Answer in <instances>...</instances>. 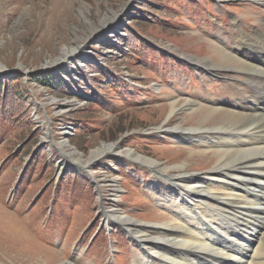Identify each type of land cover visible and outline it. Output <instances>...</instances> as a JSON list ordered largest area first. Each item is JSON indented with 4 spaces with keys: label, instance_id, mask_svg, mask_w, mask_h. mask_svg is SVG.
Returning <instances> with one entry per match:
<instances>
[{
    "label": "rangeland",
    "instance_id": "obj_1",
    "mask_svg": "<svg viewBox=\"0 0 264 264\" xmlns=\"http://www.w3.org/2000/svg\"><path fill=\"white\" fill-rule=\"evenodd\" d=\"M259 31L264 0H0V76L21 75L27 89L24 98L7 102L10 115L0 122V264H149L147 250L156 247L171 264L168 257L234 264L214 245H227L211 230L225 226L219 218L207 219L200 235L209 243L204 250L181 247L177 239L165 244L149 238L142 245L134 236L147 228L180 238L186 228L202 232L200 221L187 226L178 216L180 197L189 207L191 198H205L185 182L188 175L203 177L221 154L234 163L232 150L218 151L226 149L217 147L219 138L236 137L233 149L247 148L245 138L264 141V112H254L264 107V74L259 70L249 80L243 73L256 71L254 61L264 70V51L261 43L257 50L241 45V38L261 41ZM39 72H55L53 86L33 81ZM222 109L252 120L232 132L207 131L231 128L232 116ZM106 151L112 152L103 156ZM262 161L264 154L207 175L218 198L227 193L214 178L248 188L250 206L227 210L236 216L246 207V215L235 217L238 229L254 234L244 236L232 225L231 234L246 248L227 245L243 260L259 240L264 252ZM68 171L77 177L63 185ZM182 174L188 175L180 183L192 194L169 185V177ZM207 200L224 209L222 201ZM121 214L131 220L125 223ZM262 257L256 254L255 261L264 264Z\"/></svg>",
    "mask_w": 264,
    "mask_h": 264
},
{
    "label": "bare ground",
    "instance_id": "obj_2",
    "mask_svg": "<svg viewBox=\"0 0 264 264\" xmlns=\"http://www.w3.org/2000/svg\"><path fill=\"white\" fill-rule=\"evenodd\" d=\"M243 33H244V31H242ZM258 33H260V35H259V39L261 40V41H258L257 39L256 40H251V39H248V40H245V39H243V38H241V45H243V46H249V48H250V50L251 49H254V50H257V48H259V45H258V43H261L262 44V47H260L261 48V50L262 51H264V45H263V43H264V33H262V32H258ZM257 36H258V34H257ZM248 41H250V44H248L247 42ZM240 42V41H239ZM237 46H238V44H236ZM236 48V47H235ZM237 50V49H236ZM241 50V52L244 50V49H240ZM245 51V50H244ZM238 52V51H237ZM229 60L230 61H234L233 60V56H231V55H229ZM261 62L262 63H260V64H264V59H262L261 58ZM254 65L253 66H251L253 69H255L256 71L254 72H249V71H245V72H243L244 73V76H245V78L246 79H249V80H251L252 78H257V76L259 75V70H261L260 71V73L261 74H264V70L262 69V68H260V67H258L257 68V66H256V64H257V62L256 61H254ZM233 68H237V67H233ZM249 69V68H248ZM251 71V70H250ZM256 90H259V89H256ZM263 90V92H264V89H262ZM261 93H262V91H261ZM260 93V94H261ZM262 101V100H261ZM251 102V101H250ZM190 107V106H189ZM175 108H176V105H172L171 106V111H170V113L172 112V111H174L175 110ZM192 108V107H191ZM213 108V107H212ZM255 108V111L254 112H257V111H259V113H261V112H264V107L262 108V109H258V108H256V107H254ZM246 109V108H245ZM223 110V109H222ZM247 110V109H246ZM215 111V110H214ZM223 112L224 113H228L229 112V114L232 116V118H231V128H229V127H224V126H217V127H213V128H210V129H207V131H231V130H233V129H235V130H237L236 129V127H238V126H240V125H243V124H246L247 122H249L250 120H252V116L250 115V114H247V113H245V112H243V113H238V112H234V111H232V110H223ZM257 116V115H256ZM258 117V116H257ZM253 124V123H252ZM242 127V126H241ZM246 127V126H245ZM260 127V126H259ZM259 127H256L255 126V128H259ZM261 127H262V124H261ZM260 127V128H261ZM181 129H182V127H181ZM254 129V128H253ZM260 130V129H259ZM201 132L202 131V129H196V132ZM203 132V131H202ZM232 132V131H231ZM236 132H238V131H236ZM248 132V131H247ZM239 133H240V131H239ZM244 133V132H243ZM242 133V134H243ZM259 133H260V131H259ZM205 134V133H204ZM245 135H246V133H244ZM253 134H255V133H253ZM189 135H192L191 133H189ZM227 136H230V135H232V136H235V134H232V133H230V132H228V134H226ZM247 136V135H246ZM261 136V135H260ZM263 136V135H262ZM190 137L191 136H188V137H185L184 139H183V141L184 142H187V141H189L190 140ZM239 137H240V135H239ZM257 137V136H256ZM255 137V138H256ZM259 137V136H258ZM192 138V137H191ZM202 138V137H201ZM245 138V137H244ZM247 138H248V136H247ZM262 138V137H261ZM260 137H259V140L261 139ZM220 139V143H218V145H217V147H221V146H224V147H226V149H218V151H220V152H225L226 150H228V149H230V150H232L234 153L233 154H231V156H233L234 154L236 155V157L237 156H239L240 154H241V156L239 157V158H237L236 159V157H234L235 158V161H234V163L233 164H229V163H227L226 162V158L223 156V154H221V155H219L218 156V158H217V164H216V166L213 168V170L212 171H210V172H207V173H204L203 174V177H199V178H195L194 176H191V175H188L189 177L187 178L186 176L187 175H184V174H182V175H184V176H177V177H175V178H172V177H169V185L173 188V190L175 191V190H177V188H179V189H181L182 190V193H184L185 194V191H187V192H191V190L190 189H188L187 187H185L184 185H182L181 183H180V180H184L185 178H187L186 180H185V182L186 183H188L189 185H192L193 187L191 188L190 186V188L191 189H193V188H197V189H199V190H201V192H203L204 194H205V198L204 199H201V200H196V199H194V198H191L190 199V201H189V203L190 204H192L191 205V207H189L188 205H186L185 204V202H184V200H183V196L182 197H180V199H181V201H182V204H183V208H181V209H179L180 210V214L178 215L179 217H180V219L181 220H184L185 222H186V224H187V226L190 224V221L192 222V221H200V225L199 226H201V230H202V232H200V233H195V230L194 229H188V228H186V230L188 231L185 235H184V237H179V236H171L170 234H168V233H166V232H163V231H160V230H158V232L156 233V234H151L150 233V231L151 230H148V228H147V230H145V229H139V230H137L136 231V233L137 234H139L138 236H134L135 238H138V239H143V240H140V242L142 243V245H144V240L145 239H149V238H154V239H158V240H160V241H162V242H165V244H170L171 243V239H177L175 242H176V244H178L179 246H181V247H184V246H189V245H192V244H197V245H200L201 247H202V249L204 250L208 245H209V243H207V242H204V239L202 238V237H200V235H204L205 233H204V231H206V227L208 226L209 227V225L208 224H210V223H207V219L208 218H210V219H215V220H213V221H216L218 218H219V221L220 222H225V226L224 227H222V228H220V230H218V229H216V228H212L211 230H212V232H215V233H217V236H218V239H217V241L220 243H223V244H230V245H233V246H237L238 247V251H242V252H244V250H245V246H246V244H245V242H236V240H235V238H234V236L231 234V232H230V230L232 229V225H234V228L233 229H235L238 233H242L244 236H248L249 234H254L253 233V229L252 228H250L249 230H247V231H240L239 229H238V224H237V219L235 218L238 214H241V215H246L245 214V211H246V207L245 208H242V210L241 211H238L235 215L236 216H234L232 213L231 214H228V212H227V210H228V208H230V207H233L234 205H237L238 207H244L243 205H245V206H247V205H249L250 206V203H252V202H250L249 200H248V188H246V184L244 185L245 187H240V186H232V187H228L227 186V183L225 182V181H222V180H220V179H217V178H214V179H212L214 182H212L213 184H218L219 182L220 183H223V184H225V187H224V191L227 193L226 194V197H224V196H222V197H219L218 198V195H216L215 194V188H212L209 184V186L211 187H209V186H207V181L209 180V178H208V176L207 175H213V174H215L216 172H218V171H225V170H227V169H230V168H235L236 166H238V164L240 165V163L242 164H244L245 162L244 161H248V159H250V158H255V157H257V156H262L264 153H263V151H264V147H263V145H264V141H257V142H251V143H248V141L246 140V138L245 139H242V144H244L247 148H240V149H233V148H231V147H233V146H235L236 144H239V142H237V140L238 139H236V137L235 138H233L232 140H226V141H224V140H222L221 138H219ZM231 139V138H230ZM249 139H251V138H249ZM204 140V139H203ZM253 140V139H252ZM195 141V140H194ZM254 141V140H253ZM250 142V141H249ZM250 144V145H249ZM237 146V145H236ZM237 147H239V146H237ZM113 148V145L112 146H110V147H108V149H112ZM235 148V147H234ZM105 150V149H104ZM236 150V151H235ZM100 152V151H99ZM103 152V151H102ZM112 151H106L105 153H104V155L103 156H105L106 154H108V153H111ZM101 153V152H100ZM253 161V160H252ZM258 164V166H260V167H264V163H263V161H262V163L260 162V163H257ZM244 167V166H243ZM242 168V167H241ZM253 168V167H252ZM236 169V168H235ZM238 169H239V167H238ZM251 169V168H250ZM232 170V169H231ZM152 171H153V173H154V175H155V173H157L156 172V168H152ZM234 171V170H233ZM239 171V170H238ZM241 171V170H240ZM243 171H245V170H243ZM242 171V172H243ZM236 172V171H235ZM164 173V172H163ZM239 173V172H238ZM241 173V172H240ZM244 173V172H243ZM246 173V172H245ZM226 174V173H225ZM223 175V176H225L226 178H230L229 176H227V174L226 175ZM234 174V173H233ZM263 174V173H262ZM245 175V174H244ZM156 176V175H155ZM163 176H166V175H163ZM220 176V175H219ZM212 177V176H211ZM214 177H217V176H214ZM224 177V178H225ZM223 178V177H222ZM223 178V179H224ZM238 179V178H237ZM253 180V179H252ZM255 180H257V179H255ZM234 181V180H233ZM210 182V181H209ZM246 182H248V181H246ZM251 182V181H250ZM249 182V183H250ZM259 182V181H258ZM184 184V183H183ZM255 184V183H254ZM263 184V183H262ZM221 185V184H220ZM217 186L218 188L219 187H221V186ZM247 185H248V183H247ZM250 185V184H249ZM258 185H260V183H258ZM216 186V185H215ZM209 187V188H208ZM223 187V186H222ZM255 188V187H254ZM222 189V188H221ZM257 191V190H256ZM195 192V191H194ZM193 192V193H194ZM258 192V191H257ZM197 193V192H196ZM222 193V192H221ZM170 194V193H169ZM191 194H192V192H191ZM250 195V194H249ZM263 195V194H262ZM192 196V195H191ZM196 196V195H195ZM202 196H204V195H202ZM255 196H257V194L255 195ZM171 197H172V195H171ZM177 197V196H176ZM186 197V196H185ZM193 197V196H192ZM198 198V197H197ZM213 198H216V199H218V201H222V203H220L219 202V204L218 205H221V206H223L224 207V209H221L220 207H218V206H213V205H210L209 203H206L205 201H208L207 199H213ZM260 198V196H258L257 198H256V200H258ZM250 199V198H249ZM253 199V198H252ZM168 200H169V198H163L162 199V201H164V202H166V204L167 203H169V204H171V202H168ZM173 200V199H172ZM161 201V202H162ZM169 201H171V200H169ZM186 201V200H185ZM214 201H216V200H214ZM253 202H255L254 200H252ZM200 203L201 205H203V207L201 208V209H199V208H197V206H195L196 205V203ZM256 203V202H255ZM158 204V203H157ZM258 204V203H257ZM175 206H177V205H175ZM248 206V207H249ZM258 206V205H257ZM259 206L261 207L262 206V204H259ZM166 208V207H165ZM235 208H237V207H235ZM248 209V208H247ZM258 209H260L259 207H258ZM176 210V209H175ZM253 210V209H252ZM116 211V210H115ZM174 212V211H173ZM230 212V211H229ZM252 212V211H251ZM176 213V212H175ZM178 213V212H177ZM176 213V214H177ZM117 214V213H116ZM223 215H225V217H223L222 219H221V217L223 216ZM251 215H252V213H251ZM122 220H124L125 221V223L127 222L128 223V220H131V218L130 217H128V216H124V215H120L119 216ZM176 217V216H175ZM133 220V219H132ZM132 222V221H131ZM183 222V221H182ZM134 223V222H133ZM195 223V222H194ZM129 224H131V223H129ZM175 224V223H174ZM183 224V223H182ZM192 224H193V222H192ZM191 224V225H192ZM214 224V223H213ZM256 224V223H255ZM162 225V227H173L172 226V224L171 223H165V224H161ZM178 225H181V224H179V223H177V224H175V226H177L178 227ZM138 226V225H137ZM186 226V227H187ZM195 227L197 226V225H194ZM141 227V226H140ZM175 228V227H174ZM163 229V228H162ZM179 229V228H178ZM254 229H255V227H254ZM259 229H260V232L264 229V224H263V220H261L260 221V225H259ZM182 231V230H181ZM209 231H210V228H209ZM258 231L259 230H257V232H256V234H257V236H258ZM152 232V231H151ZM235 233V232H234ZM133 234V233H132ZM158 237V238H157ZM169 239V240H168ZM206 239V238H205ZM257 239V238H256ZM261 239V238H260ZM208 240V239H207ZM156 241V240H155ZM209 241H211L210 239H209ZM216 242V241H215ZM161 243V242H160ZM248 243V242H247ZM251 243V242H250ZM218 244V243H217ZM216 243L214 244L215 246H218V249L216 250L218 253H220V254H223V255H226V256H229V258H230V262L231 263H237V262H239V261H243V264H263V262H261V261H258V263L255 261L256 260V254H257V257L258 256H264V252H263V242L261 241V240H259L258 241V246H257V248L255 249V251L254 252H252L253 254L252 255H249L248 257H246V259L245 260H243V256H241V257H239L238 256V254H239V252L238 251H236V253H237V255H235V252H230V250H228V246L227 245H224V246H222V245H217ZM162 245V244H161ZM249 247V246H248ZM247 247V248H248ZM157 248V250L155 251V252H152V251H149V250H147V255L149 256V257H151V258H148L147 256H145L147 259H148V261H147V263H149V264H156V263H154V261H153V259H159V260H161V262H163V263H166V264H171L168 260H166L165 258H163V256L162 257H160L159 255L160 254H162V252H164L165 253V250L164 249H162V248H160V247H156ZM187 248V247H186ZM251 248V247H250ZM151 249V248H150ZM169 249H173V247H169ZM176 251V250H175ZM252 251V250H251ZM167 252V251H166ZM174 252V251H173ZM188 252H190V251H188ZM211 252V251H210ZM258 252V253H257ZM184 253V252H183ZM200 253V252H199ZM193 254V253H192ZM246 254V253H245ZM141 255V254H140ZM165 255H167V254H165ZM194 255V254H193ZM204 255V254H203ZM241 255V254H240ZM169 256V255H168ZM192 256V255H191ZM209 256V255H208ZM263 259H264V257H262ZM168 259L172 262V264L173 263H177V264H207L205 261H203V259L202 260H198V261H191V262H184L180 257H174V258H169L168 257ZM221 259V258H220ZM261 259V258H260ZM188 260H189V258H188ZM210 260V259H209ZM229 260V259H228ZM227 261V260H226ZM146 262V261H145ZM217 264H220V262H217Z\"/></svg>",
    "mask_w": 264,
    "mask_h": 264
},
{
    "label": "trees",
    "instance_id": "obj_3",
    "mask_svg": "<svg viewBox=\"0 0 264 264\" xmlns=\"http://www.w3.org/2000/svg\"><path fill=\"white\" fill-rule=\"evenodd\" d=\"M54 78L55 72L53 74L39 72L32 76L33 81L42 83L48 87L53 86L51 85V82ZM26 95L27 89L24 86L21 75L15 74L8 77L0 76V122L5 118V116L10 115L6 111L7 102L11 101L14 97L24 98ZM69 177H77V174L74 171H68L62 176L60 182L63 185L67 184Z\"/></svg>",
    "mask_w": 264,
    "mask_h": 264
},
{
    "label": "water",
    "instance_id": "obj_4",
    "mask_svg": "<svg viewBox=\"0 0 264 264\" xmlns=\"http://www.w3.org/2000/svg\"><path fill=\"white\" fill-rule=\"evenodd\" d=\"M85 168V167H84Z\"/></svg>",
    "mask_w": 264,
    "mask_h": 264
}]
</instances>
